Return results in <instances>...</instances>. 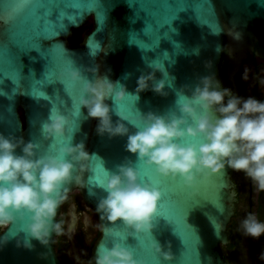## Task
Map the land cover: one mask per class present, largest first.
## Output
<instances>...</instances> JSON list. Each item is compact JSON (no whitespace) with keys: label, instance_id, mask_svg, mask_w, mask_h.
Returning a JSON list of instances; mask_svg holds the SVG:
<instances>
[{"label":"water","instance_id":"obj_1","mask_svg":"<svg viewBox=\"0 0 264 264\" xmlns=\"http://www.w3.org/2000/svg\"><path fill=\"white\" fill-rule=\"evenodd\" d=\"M16 2L0 0V9L6 10L5 19L0 20V39L5 34L9 11L16 7H19L16 24L21 29L32 27L31 13L35 10V24L42 39L38 37L19 52L10 50L5 58L0 79V134L37 142L39 155H42L40 145L50 142L53 146L48 155H56L68 143L67 137L73 135V145L83 142L86 151L94 155L82 162L86 165L83 171L80 164L76 165L73 182L65 185L67 197L79 192L84 208L92 214L99 229L88 264L99 244L111 247L113 242H119L115 241L117 232L127 233V243L132 246L137 237L145 241L142 252L133 249L142 264H228L220 248L229 242L228 226L234 215V171L230 168L211 176L199 175L192 188L186 187L179 177L169 178L162 185L168 194L165 217L157 213L151 234L135 236L122 222L100 220L96 205L106 193L100 185L90 182L89 176L99 168L115 172L118 165L126 160L136 162L137 158L125 151L127 137L98 135V120L89 118L86 108L80 109L79 104L78 113L73 114L68 102L70 95H66L71 89L65 87L64 82L68 81L65 71L53 78L50 59L67 68L74 62L89 80L107 76L125 85L130 95L117 103L108 98L105 103L112 109L113 123L123 118L121 122L134 132L133 125L141 123L139 113L164 114L174 106L177 90L184 86L194 88L202 77L214 75L221 88L231 89L239 96L237 77L244 63L250 57L264 63V0H100L99 6L82 0L78 5L58 2L43 9H38L34 2L19 6ZM86 27L91 29L83 42L72 44L74 34ZM151 63L164 65L170 77L175 78L169 81L172 87L166 85L167 96L149 89L140 92L136 100L132 95L136 94L137 79L153 71ZM97 66L99 71L95 75L86 71ZM155 78L162 79V73L156 71ZM186 94H190L187 89ZM52 109L69 118L65 137L46 139L41 135V124ZM201 139L186 138L183 142L198 143ZM135 166L144 183L154 185L150 178L143 180L146 173L160 177L155 166L149 167L142 161ZM63 203L57 210V222ZM169 203L179 209L175 218H169ZM27 223L26 218L24 222L0 227V241L7 238V243H0V264H62L55 234L48 246L34 239L31 249L17 246V240L28 238L24 233ZM76 226V217L72 215L67 229L72 240ZM153 240L165 251L170 244L171 261L156 253Z\"/></svg>","mask_w":264,"mask_h":264},{"label":"clouds","instance_id":"obj_2","mask_svg":"<svg viewBox=\"0 0 264 264\" xmlns=\"http://www.w3.org/2000/svg\"><path fill=\"white\" fill-rule=\"evenodd\" d=\"M210 66V65H209ZM153 71L137 79L136 94L151 89L158 95L167 96L166 85L174 80L164 65H149ZM86 71L98 73L99 68ZM163 78L156 80L155 72ZM245 68L243 79H247ZM64 76L72 85L80 86V109H87L89 118L98 120L96 132L103 136L127 137L125 151L136 156V162L126 160L115 172H108L100 185L106 193L96 205L101 221L122 222L130 234H151L158 213L161 191L158 187L142 182L141 172L135 165L144 162L155 166L163 178H181L186 187L192 188L199 175L211 176L225 168L243 172L256 191L264 192V101L255 97L236 96L231 89L221 88L214 75L200 78L194 88L176 91L174 106L164 114L149 111L140 114L141 123L133 125L130 132L125 123L112 121L111 107L130 95L126 86L113 82L107 76L89 80L81 68L72 62ZM186 89L190 94H186ZM227 98V99H226ZM69 118L52 109L41 124V135L61 138L68 131ZM73 135L60 147L56 155H39V145L21 137L0 134V227L24 222L27 218V239L17 240V246L31 249V240L43 246L50 244L52 235L64 234L63 226L56 221L57 210L67 199L65 185L73 182L76 165L83 171L92 154L83 142L73 145ZM186 138H202L198 143H184ZM20 149V153H17ZM243 234L251 238L264 235V222L255 213H249L241 222ZM109 234V230L105 229ZM0 243H7L4 238ZM156 253L165 261L173 254L153 240ZM264 259V254L261 256ZM89 264H142L131 247L113 242L111 247L101 243Z\"/></svg>","mask_w":264,"mask_h":264},{"label":"flooded vegetation","instance_id":"obj_3","mask_svg":"<svg viewBox=\"0 0 264 264\" xmlns=\"http://www.w3.org/2000/svg\"><path fill=\"white\" fill-rule=\"evenodd\" d=\"M245 68L248 69L246 80L243 79ZM237 82L239 97L252 96L264 101L263 62L250 57L244 63ZM232 190L234 193V215L228 226L230 238L226 245L221 246V253L228 264H264V259L261 258L264 254V235L254 239L245 236L240 229L242 220L249 213H255L257 218L264 222V192L256 191L252 181L243 172L236 171L232 176ZM72 215L76 217V222L78 215L81 219V229L80 231L76 230L74 240L67 233L68 222ZM88 216H91V213L84 208L79 192L74 191L64 201L62 216L59 219L64 234L57 237L56 250L62 264H88L91 243L98 235V228ZM83 237L84 242H82ZM82 248L84 251L81 253Z\"/></svg>","mask_w":264,"mask_h":264},{"label":"snow or ice","instance_id":"obj_4","mask_svg":"<svg viewBox=\"0 0 264 264\" xmlns=\"http://www.w3.org/2000/svg\"><path fill=\"white\" fill-rule=\"evenodd\" d=\"M30 2H34L37 5L38 9H43L48 4H56V3H68L70 5H78L82 2V0H17L16 4L17 6L28 4ZM91 3L97 4V6L100 5V0H89ZM5 9H0V20H4V12ZM19 11V7L11 8L7 17L6 21V28H5V34L3 39H0V79L3 78L4 74V63L5 58L10 55V50L12 52H19L20 49L24 46L32 45L34 41L37 40L39 37L42 39V37L39 36V30L38 27L35 24L36 19V12L35 10L32 11L31 15L33 16L34 23L31 28H19L16 24V17L17 13ZM51 63H50V69L53 78L55 76L59 75L61 71H65L67 69V66L64 64L57 63V61L51 57ZM65 87L68 89H71L70 93L66 92V95H70V99L68 102L71 104V110L73 114L78 113L79 109V101H80V86L79 85H72L69 81L64 82ZM79 97V99H77ZM52 143L49 144H42L40 145L42 150V155H48L49 149L52 147ZM107 172L103 170V168H99L98 171L93 172L92 175L89 176L90 182L101 185L103 183V176H106ZM150 183L157 185L161 191V199L158 202V212H161L160 217H165V209L166 204L165 200L168 199L167 191L162 187V185L169 179V178H161V177H152L145 174V177L143 180L149 179ZM172 179V178H170ZM168 208V215L169 218H175L179 214V209L169 203L167 205ZM137 243L135 246L129 245L127 243L128 235L127 233L117 232L115 234V241H119L118 243H123L126 247H131L132 249L136 250L137 252H142L145 247V241L141 237L135 238Z\"/></svg>","mask_w":264,"mask_h":264},{"label":"trees","instance_id":"obj_5","mask_svg":"<svg viewBox=\"0 0 264 264\" xmlns=\"http://www.w3.org/2000/svg\"><path fill=\"white\" fill-rule=\"evenodd\" d=\"M91 27H86L78 32H76L73 38L70 40L72 44H80L83 42L84 37L89 33Z\"/></svg>","mask_w":264,"mask_h":264},{"label":"rangeland","instance_id":"obj_6","mask_svg":"<svg viewBox=\"0 0 264 264\" xmlns=\"http://www.w3.org/2000/svg\"><path fill=\"white\" fill-rule=\"evenodd\" d=\"M88 217H89V219L92 220V222L95 223L96 227L98 228V226H97V224H96V221H95L94 217L92 216V214H91V216H88ZM80 220H81V219H80V216L78 215V216H77V226H76V230H77V231H78V230L80 231V229H81ZM94 223H93V224H94ZM76 230H75V233H74V235H73V237H74L73 239H75V236H76V233H77ZM98 233H99V229H98ZM97 236H98V235H97ZM97 236L93 239L91 245L93 244V242H94V240L97 238ZM83 240H85L84 237L82 238V242H84ZM90 248H91V246H90ZM83 251H84V248L81 249V253H82Z\"/></svg>","mask_w":264,"mask_h":264}]
</instances>
